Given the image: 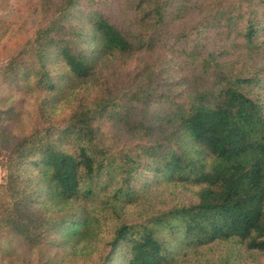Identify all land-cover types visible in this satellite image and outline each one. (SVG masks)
<instances>
[{"label":"trees","instance_id":"1","mask_svg":"<svg viewBox=\"0 0 264 264\" xmlns=\"http://www.w3.org/2000/svg\"><path fill=\"white\" fill-rule=\"evenodd\" d=\"M32 6L0 22V120L17 94L37 120L2 163L0 264H262L264 0Z\"/></svg>","mask_w":264,"mask_h":264},{"label":"rangeland","instance_id":"2","mask_svg":"<svg viewBox=\"0 0 264 264\" xmlns=\"http://www.w3.org/2000/svg\"><path fill=\"white\" fill-rule=\"evenodd\" d=\"M37 0H0V22L5 23L6 25H9L10 23H19L24 24L25 21L28 22V25H32L34 22H36V19L38 16L36 14H33V6L35 5ZM80 21H83L81 18ZM1 41V40H0ZM4 42V40H3ZM8 42V47H9ZM0 53H3L0 50ZM57 73V72H56ZM2 85V84H1ZM0 94L4 95L6 94L5 86H0ZM12 98V99H11ZM5 102H14L16 103V109H17V120L15 123H10L11 127L14 129L13 133L16 136L19 132L24 131V129L30 128L31 125H34L37 121H29V119H34L32 117V113L34 110L33 98L31 99V96H25L24 98L20 99V95H16L15 97H10ZM2 104H0L1 106ZM67 106L62 104V101L55 104L53 111L50 112V114L53 115L51 120L55 121L56 124L62 123L64 119V115L66 113L62 114V112L65 110ZM4 107H0V110H4ZM4 120H0V204L5 200L6 193L4 191V178H5V170L2 166V163L5 161L6 155L8 153H11L13 149L12 146L14 143L18 141V139L14 136L12 137V134L10 130H8L7 122ZM9 123V122H8ZM14 125V126H13ZM17 139V140H16ZM16 140V141H15ZM67 149H70L71 146L65 144ZM65 147V148H66ZM261 263L264 264V258L260 259Z\"/></svg>","mask_w":264,"mask_h":264}]
</instances>
